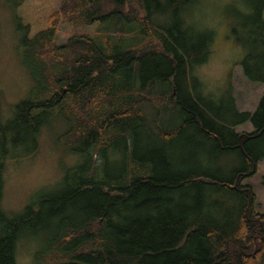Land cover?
Wrapping results in <instances>:
<instances>
[{
	"label": "trees",
	"instance_id": "trees-1",
	"mask_svg": "<svg viewBox=\"0 0 264 264\" xmlns=\"http://www.w3.org/2000/svg\"><path fill=\"white\" fill-rule=\"evenodd\" d=\"M197 1L62 0L48 26L31 37L25 26L31 87L6 121L0 111V198L8 145L35 151L53 113L67 124L60 139L85 162L39 201L45 215L28 205L9 217L0 207V264H16L23 233L46 221L35 264H264V213L243 183L264 159V92L252 111L237 110L230 93H200L194 69L213 34L191 17ZM64 20L98 26L57 43ZM251 52L243 74L264 83V50ZM247 122L253 131H235ZM107 148L119 157L112 180L99 174Z\"/></svg>",
	"mask_w": 264,
	"mask_h": 264
},
{
	"label": "rangeland",
	"instance_id": "rangeland-1",
	"mask_svg": "<svg viewBox=\"0 0 264 264\" xmlns=\"http://www.w3.org/2000/svg\"><path fill=\"white\" fill-rule=\"evenodd\" d=\"M62 0H24L14 6L8 0H0V111L1 120L13 115L15 105L24 99L31 87V79L21 62L20 40L28 25L27 36L31 37L52 22V14L60 10ZM263 0H198L191 7V17L200 28L209 29L213 34L212 51L202 65L197 66L196 74L201 81L200 93L218 99L228 93L239 111H252L259 96L264 92V83L248 80L240 65L248 51L256 55L263 52L258 46V38L264 34ZM262 20V25L260 20ZM97 23L73 25L67 20L60 23L57 43L64 42L73 34L93 33ZM253 57L247 66L257 64ZM227 104V103H226ZM51 114L36 136L37 149L29 151V144L21 141L9 144L2 169V194L0 207L9 217L23 214L28 205L33 212L45 215L47 208L38 206L39 201L59 190L66 183L70 170L80 167L83 157L67 149L61 135L67 128L66 122L58 115ZM58 116V117H57ZM238 132L253 131L247 122L234 127ZM147 139L142 135V140ZM183 148V141L181 140ZM186 148V147H185ZM184 148V149H185ZM144 147L140 149V152ZM177 151L174 160H179ZM106 160L102 162L100 176L113 179L119 170L118 153L107 148ZM114 161V164H112ZM243 183L252 186L256 195L255 210L264 213V159L260 160L254 175ZM81 201H84L80 195ZM68 208L64 207L62 212ZM42 227L25 231L16 249V264H35L34 252L51 233ZM32 235V236H29Z\"/></svg>",
	"mask_w": 264,
	"mask_h": 264
}]
</instances>
